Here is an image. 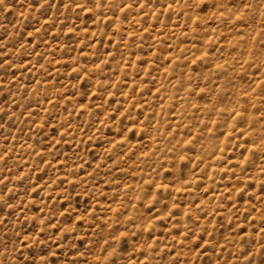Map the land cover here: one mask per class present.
<instances>
[{"label": "rangeland", "instance_id": "374dc122", "mask_svg": "<svg viewBox=\"0 0 264 264\" xmlns=\"http://www.w3.org/2000/svg\"><path fill=\"white\" fill-rule=\"evenodd\" d=\"M0 264H264V0H0Z\"/></svg>", "mask_w": 264, "mask_h": 264}]
</instances>
